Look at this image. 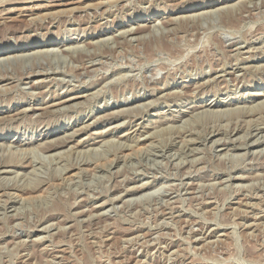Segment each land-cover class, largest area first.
Returning a JSON list of instances; mask_svg holds the SVG:
<instances>
[{
	"label": "rangeland",
	"instance_id": "1",
	"mask_svg": "<svg viewBox=\"0 0 264 264\" xmlns=\"http://www.w3.org/2000/svg\"><path fill=\"white\" fill-rule=\"evenodd\" d=\"M14 1L0 135L39 153L30 166L0 140L26 165L0 174V264H264V0Z\"/></svg>",
	"mask_w": 264,
	"mask_h": 264
},
{
	"label": "bare ground",
	"instance_id": "2",
	"mask_svg": "<svg viewBox=\"0 0 264 264\" xmlns=\"http://www.w3.org/2000/svg\"><path fill=\"white\" fill-rule=\"evenodd\" d=\"M12 1H14V0H12ZM17 1V0H16ZM35 0H22V1H19V2H16V3H31V2H34ZM55 1V6H65V5H67L66 4V2H68V1H66V0H54ZM71 1H73L72 2V4H74V3H79V4H83L84 2H86V1H93V0H78V1H76V2H74V0H71ZM102 1H104V0H102ZM155 1V0H154ZM15 2V1H14ZM56 2H60L59 4H56ZM97 2H100V1H97ZM105 2V1H104ZM5 3V2H4ZM93 3V2H92ZM10 5V4H9ZM87 6H90V5H87ZM1 7V6H0ZM75 8V7H74ZM82 8V7H81ZM85 8V7H84ZM264 8V7H263ZM30 9V8H29ZM64 10V9H63ZM68 10H69V8H68ZM11 10H8V9H5V8H3V9H0V13H2L1 15H5V13H8V12H10ZM65 11V10H64ZM64 11H62V13L64 12ZM110 11V10H109ZM59 12V11H58ZM61 12V11H60ZM59 12V13H60ZM70 12V11H69ZM181 12V11H180ZM10 14V13H9ZM216 15V14H215ZM42 16V15H41ZM31 17V16H30ZM40 17V16H39ZM242 17V16H241ZM2 19H3V17H2ZM29 19V18H28ZM160 19V18H159ZM4 21H5V19H4ZM146 21H148V22H150V23H153L152 25V28H154V25H161L162 26V24L161 23H163L161 20H150V19H148V20H145V22ZM203 24V23H202ZM212 24V23H211ZM151 27V26H150ZM208 29V28H207ZM120 30H122V29H120ZM136 30V29H135ZM117 31H119V30H117ZM205 31V30H204ZM202 32V31H201ZM123 34H134L135 33V31H134V28L132 27V26H129L128 28H123V32H122ZM219 33V32H218ZM107 34H108V32H106V31H104V32H102V34H98V33H96V34H89V36L88 37H97L96 38V40L99 42V43H101L99 40H108L109 38H107ZM118 34V33H117ZM186 34V33H185ZM194 34V33H193ZM129 36V35H128ZM198 36V35H197ZM200 37V36H199ZM83 38H86V40H87V37H82V38H80L78 41H76L77 43H75V44H82L83 45V42L85 41V40H82ZM143 38V37H142ZM171 38V37H170ZM111 39V38H110ZM91 40V39H90ZM89 40V41H90ZM110 41V40H109ZM108 41V42H109ZM105 43V42H104ZM110 43V42H109ZM185 43V42H184ZM43 44H45V45H49V41L48 40H44L43 41ZM226 45V44H225ZM253 46V45H252ZM68 47H69V45H68ZM156 47V46H155ZM65 48H67V47H65ZM251 48V47H250ZM255 49V48H254ZM254 49H252V50H254ZM258 49V48H257ZM59 50V53H60V49H58ZM57 50V51H58ZM188 50V49H187ZM249 50H251V49H249ZM264 50V49H263ZM54 51V50H53ZM54 53V52H53ZM20 54H23V53H20ZM118 54V53H117ZM1 55V54H0ZM163 55V54H162ZM24 56V55H23ZM91 56V55H90ZM161 56V55H160ZM12 57V56H11ZM17 57H19L18 55H17ZM25 57V56H24ZM189 58V57H188ZM4 59V58H3ZM5 60V59H4ZM6 61V60H5ZM91 61H93V59L91 60ZM1 62V61H0ZM90 62V61H89ZM91 63V62H90ZM89 63V64H90ZM105 63V62H104ZM110 63V62H109ZM126 63V62H125ZM135 63V62H134ZM156 64V63H155ZM79 65V64H78ZM221 65V64H220ZM53 67V66H52ZM57 67V66H56ZM87 67V66H86ZM97 68V67H96ZM107 69V68H106ZM156 69V68H155ZM38 70V69H37ZM237 70V69H236ZM46 71V70H45ZM40 72V71H39ZM38 72V73H39ZM222 72V71H221ZM32 73V72H31ZM33 73H35V72H33ZM149 73V72H148ZM219 73V72H218ZM120 74V73H119ZM222 74V73H221ZM27 75V74H26ZM30 75H33V74H30ZM34 76V75H33ZM158 76V75H157ZM236 76V75H235ZM47 77H49V76H47ZM46 77V78H47ZM216 77H218V76H216ZM221 77V76H220ZM29 78V77H28ZM37 79V78H36ZM53 80V79H52ZM52 80H49V81H52ZM110 80V79H109ZM164 80V79H163ZM149 82V81H148ZM208 82V81H207ZM9 85V84H8ZM14 86V85H13ZM0 89H2L1 87H0ZM6 89V88H5ZM4 89V90H5ZM11 89V88H10ZM101 89V88H100ZM7 90V89H6ZM2 91H3V89H2ZM157 91H158V89H157ZM165 91V90H164ZM5 92V91H4ZM180 92V91H179ZM186 92V91H185ZM91 94H92V92H90ZM98 93V92H97ZM166 93V92H165ZM178 93V92H177ZM99 94V93H98ZM85 94H81L80 92H78V94H75V95H71L70 97H67L66 99H62V100H60V101H58L57 103L56 102H54V103H48V102H45V104H48V105H46L44 108H39V107H37V108H33V107H27L26 109H23V110H20V111H17L16 113H15V115L16 116H22V115H24V114H27L29 111L30 112H32V114H34V113H36V111H43V112H53V110L55 111H58L59 109L58 108H62L63 109V107L65 108V107H75V104H78L77 103V101L79 100V99H81V98H83V97H85L84 96ZM86 95H89V94H86ZM88 97V96H87ZM152 105V104H151ZM144 107V106H143ZM15 109V108H14ZM58 109V110H57ZM61 110V109H60ZM8 111H10V110H7L6 111V113H8ZM15 111V110H14ZM13 116V115H12ZM3 117L4 116H2V119H3ZM99 118V117H98ZM251 118V117H250ZM0 119H1V117H0ZM76 124V123H75ZM84 125V124H83ZM81 126L82 128H88L89 127V124L87 125V126ZM155 129V128H154ZM225 129V128H224ZM102 130V129H101ZM152 133V132H151ZM54 134V132H48L47 134H44L43 135V137H42V140L43 139H47L50 135H53ZM69 135H71V136H69ZM74 135H76V134H68V135H66L67 137L66 138H64V137H62V141L61 142H58L57 144H55L54 146H50L51 147V149H53V150H55L56 148H60V147H62V146H65L66 144H68L70 141H71V137L72 136H74ZM146 136V135H145ZM147 138V137H146ZM0 140H3V142L5 143V146L4 145H0L1 147L2 146H4V148H5V150H7V152H9L11 155H14V154H16L18 157H19V161L20 160H22V159H24L28 154H31L28 158L30 159V166H32V165H35L34 164V160H35V158L36 157H34V155H35V153L36 152H38V150H34V149H31V148H26V147H24V146H27V145H29V144H31L32 143V139L31 138H27V139H25L24 141L23 140H20V141H17L16 143H13L12 141H9V142H7L6 143V141H5V138H4V136H2V135H0ZM169 140V139H168ZM243 140V139H242ZM226 141V140H225ZM254 141V140H253ZM219 142V141H218ZM224 142V141H223ZM157 143V142H156ZM160 143V142H159ZM83 144H85V142H83V143H81L80 144V146L81 145H83ZM53 145V144H52ZM132 145V144H131ZM235 145V144H234ZM73 146V145H72ZM97 146V145H96ZM129 146V145H128ZM164 146V145H163ZM49 147V148H50ZM160 147V146H159ZM7 148H16V150L18 151L17 153H15V152H13V151H8V149ZM77 149V148H76ZM138 149H139V147H138ZM137 149V150H138ZM192 148H190V150H191ZM71 150H72V148H71ZM162 150V149H161ZM228 150V149H227ZM76 151V150H75ZM147 151V150H146ZM229 151V150H228ZM39 153V152H38ZM154 153H156V152H154ZM183 153V152H182ZM262 153V152H261ZM41 154V153H40ZM129 154V153H128ZM184 154V153H183ZM223 154V153H222ZM39 155V154H38ZM190 155V154H189ZM226 155V154H225ZM234 155V154H233ZM3 155H1L0 156V174H8V173H10L12 170H11V168H13V166H17V167H26V165L25 166H22V164H21V162H19V163H17V162H2L3 161V159L1 158ZM40 156V155H39ZM148 156V155H147ZM34 158V159H33ZM194 158V157H193ZM56 160V159H55ZM201 160V159H200ZM18 161V160H17ZM29 161V160H28ZM219 161V160H218ZM77 162V161H76ZM183 162V161H182ZM23 163H25V162H23ZM82 163V162H81ZM109 164H111V163H109ZM108 164V165H109ZM177 164V163H176ZM29 166V167H30ZM78 166V165H77ZM173 166V165H172ZM110 168V167H109ZM193 169V168H192ZM191 169V170H192ZM65 170H67V169H65ZM64 172V171H63ZM66 173V172H65ZM189 173V172H188ZM73 175V174H72ZM258 175V174H257ZM239 177V176H238ZM65 178V177H64ZM165 178V177H164ZM236 178V177H235ZM1 181V180H0ZM65 181V180H64ZM190 182V181H189ZM215 183V182H214ZM239 183V182H238ZM8 184V183H7ZM67 184V183H66ZM69 184V183H68ZM198 184V183H197ZM208 184V183H207ZM2 185V184H1ZM70 185V184H69ZM38 185L37 184H33V185H26V186H17V185H15L12 189H14V190H17V191H21V192H24V191H27V190H30V191H32L31 189H35L36 190V187H37ZM211 186V185H210ZM239 186V185H238ZM243 186V185H242ZM12 187V186H11ZM202 187V186H201ZM1 188V187H0ZM4 188L6 189V188H8V185H6L5 184V186H4ZM3 188V189H4ZM39 188V187H38ZM221 188V187H220ZM34 190V191H35ZM214 190V189H213ZM6 191V190H5ZM29 191V192H30ZM33 191V192H34ZM81 191V190H80ZM167 191V190H166ZM199 191V190H198ZM217 191H219V190H217ZM163 192V191H162ZM170 192V191H169ZM177 192V191H176ZM10 194V193H9ZM8 194V195H9ZM144 194V193H143ZM7 195V194H6ZM15 195V194H14ZM14 195H9V197H8V200H10L11 201V203H14V201H15V199L14 198H16V197H14ZM35 195V194H34ZM33 195V196H34ZM120 196V195H119ZM194 196V195H193ZM40 197V196H39ZM118 197V196H117ZM139 197V196H138ZM7 198V197H6ZM12 200H11V199ZM113 199V198H112ZM141 199V198H140ZM134 200V199H133ZM107 201V200H106ZM213 201V200H212ZM2 202H4V201H2ZM124 202V201H123ZM209 202V201H208ZM17 203H19L20 205L23 203V201L21 202V200H19ZM107 203H111V200L108 202H106V203H104V204H102V205H100V206H97L96 208H97V211L98 210H101L102 208H104V206L107 204ZM131 203V202H130ZM112 204V203H111ZM127 204V203H126ZM170 204H171V202H170ZM6 205V204H5ZM5 205H1L0 207L1 208H3V207H5ZM73 205L74 206H77V205H75V202H73ZM163 205H166V204H163ZM8 206V205H7ZM13 206V205H12ZM23 206V205H22ZM26 206H27V204H26ZM160 206V205H159ZM174 206V205H173ZM176 207V206H175ZM255 207V206H254ZM258 207V206H257ZM20 208V207H19ZM22 209V208H21ZM211 209V208H210ZM240 209V208H239ZM16 210H18V209H16ZM216 210V209H215ZM242 211H243V209H242ZM16 212V211H15ZM80 212V211H79ZM103 212V211H102ZM196 212V211H195ZM215 212V211H214ZM237 212V211H236ZM239 212V211H238ZM248 212V211H247ZM81 213H83L82 211L80 212V214ZM96 212H92V213H89L87 216L88 217H90L91 216V218H94L95 216H94V214H95ZM98 213V212H97ZM99 213H101V212H99ZM105 213V212H104ZM13 214V213H12ZM15 215H13V216H17V218H18V213H14ZM103 214V213H102ZM235 214V213H234ZM237 214V213H236ZM260 214V213H259ZM98 215V214H97ZM96 215V216H97ZM103 215H105V214H103ZM22 216V215H21ZM86 216V217H87ZM99 216V215H98ZM237 217V216H236ZM255 217V216H254ZM90 218V219H91ZM234 218V217H233ZM252 218V217H251ZM87 219V218H86ZM178 219V218H177ZM256 219V218H255ZM184 221V220H183ZM164 222V221H163ZM262 222V221H261ZM260 222V223H261ZM19 223V222H18ZM175 223V222H174ZM254 223V222H253ZM157 224V223H156ZM249 224V223H248ZM170 225V224H169ZM171 226V225H170ZM255 226V225H254ZM18 227V226H17ZM60 228V227H59ZM61 229V228H60ZM63 229V228H62ZM174 229V228H173ZM192 229V228H191ZM194 229V228H193ZM206 230V229H205ZM210 230V229H209ZM49 231V230H48ZM203 231V230H202ZM193 232V231H192ZM251 232V231H250ZM166 233V232H165ZM200 233V232H199ZM222 233V232H221ZM198 234V233H197ZM188 235V234H187ZM201 235H203V234H201ZM200 235V236H201ZM222 235V234H221ZM178 236V235H177ZM204 236V235H203ZM211 236H213L212 234H207L206 235V238L208 239L209 237H211ZM248 236V235H247ZM39 237H41V236H39ZM38 237V238H39ZM134 237V236H133ZM202 237V236H201ZM203 238V237H202ZM126 239V238H125ZM136 239V238H135ZM186 240V239H185ZM202 240V239H201ZM206 240V239H205ZM35 241H37V240H35ZM123 241V240H122ZM145 241V240H144ZM213 241V240H212ZM220 241V240H219ZM226 241V240H225ZM135 242V241H134ZM206 242V241H205ZM211 242V241H210ZM204 243V242H203ZM208 243V242H207ZM129 244V243H128ZM152 244H154L153 242H152ZM212 244V243H211ZM197 247V246H196ZM188 248V247H187ZM200 248V247H199ZM141 249V248H140ZM174 252V251H173ZM172 254V253H171ZM170 254V255H171ZM181 256V255H180ZM54 261V260H53ZM253 261V260H252ZM142 262V261H141ZM55 263V262H54ZM252 263V262H251Z\"/></svg>",
	"mask_w": 264,
	"mask_h": 264
}]
</instances>
